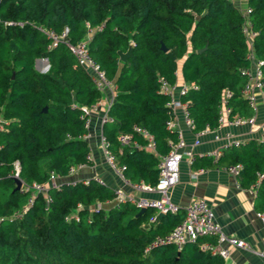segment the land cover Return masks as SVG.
<instances>
[{
  "label": "trees",
  "instance_id": "1",
  "mask_svg": "<svg viewBox=\"0 0 264 264\" xmlns=\"http://www.w3.org/2000/svg\"><path fill=\"white\" fill-rule=\"evenodd\" d=\"M239 1L250 10L247 16L235 0H0V264H225L202 248L213 244L208 237L180 249L151 246L184 213L150 222L149 209L138 214L134 203L117 199L96 178L49 185L50 171L65 177L92 163L82 108L95 106L102 94L66 44L52 46L43 30H66L72 44L86 41L114 87L111 121L103 128L114 162L129 183L154 185L159 158L144 148L147 140L134 126L153 136L159 156L177 141L168 128L174 116L169 95L159 90L160 76L174 86L180 66L187 84L180 101L196 132L218 127L223 99L228 119L251 115L242 94L251 67L243 28L256 33L253 53L264 61V0ZM129 47L132 55L121 61L118 52ZM42 58L46 72L35 67ZM261 70L264 92V63ZM120 134H130L140 147L120 143ZM199 158L216 166L240 163L238 178L258 183L256 207L264 212V140ZM33 183L46 188L34 192Z\"/></svg>",
  "mask_w": 264,
  "mask_h": 264
},
{
  "label": "crops",
  "instance_id": "2",
  "mask_svg": "<svg viewBox=\"0 0 264 264\" xmlns=\"http://www.w3.org/2000/svg\"><path fill=\"white\" fill-rule=\"evenodd\" d=\"M45 64L46 62L43 60L37 59L35 67L41 71ZM176 78L173 99L178 101L181 89L187 87L180 66L176 72ZM101 94L100 100L90 108L88 114V133L85 138L90 149L89 156L92 163L78 166L67 176L57 178L56 184L99 178L125 199L159 198L161 194L157 190L147 192L134 189L132 183L126 181L106 160L101 147V139L104 138L105 122L103 118L107 115L114 97L112 84ZM256 102L255 112L251 109V115L245 117H254V124L235 125L229 120H225L215 129H205L200 132L194 131L187 125L182 107L173 108L174 117L171 128L177 135V141L179 138L182 139L185 146L178 148L182 154L179 165V181L167 190V196L178 205L179 213L182 214L192 200L205 199L211 205L215 221L222 231L227 235L241 238L250 245L248 250L229 248L230 255L223 259L225 264H264V221L257 216L258 212H262L256 207L257 185L240 180L238 176L225 170L224 165L216 166L214 162L199 157L216 151L221 152L222 149L236 142L261 139L264 125L263 94H258ZM146 150L154 153L157 158L160 157L155 154V149ZM186 151H190L194 157L199 156L196 161L194 159L195 162L193 161L195 165L189 161ZM149 211L151 215L155 214L153 209H149ZM210 240L213 241V244L215 243L213 238Z\"/></svg>",
  "mask_w": 264,
  "mask_h": 264
},
{
  "label": "built area",
  "instance_id": "3",
  "mask_svg": "<svg viewBox=\"0 0 264 264\" xmlns=\"http://www.w3.org/2000/svg\"><path fill=\"white\" fill-rule=\"evenodd\" d=\"M238 7L240 1L235 0ZM241 11L245 16L250 12V10L246 7L243 9L240 7ZM48 38L52 41V46H55L58 42H63L66 44L67 48L69 49L70 53L74 56L77 63L83 66L90 74L91 80L95 87L102 92H105L106 89L111 85L108 81L105 71L100 67L98 62H96L89 54L87 43L80 42L76 44L70 43L67 31L64 30L60 34L55 33L53 30H43ZM243 31L246 33L247 39L249 41V54L248 57L251 60V67L246 71L247 80L243 86L242 94L243 97L247 100L249 107L255 112L256 110V100L258 94H263V83H262V70L261 66L263 65L264 61L262 59L256 58L253 53L252 47V38L255 36V32L250 29L248 25H245ZM46 64L43 66L41 72H46L48 70V63L47 59L42 58ZM159 90L162 93L169 95L170 100L168 105L173 111V108L178 106L183 108V113L185 116V120L187 125L193 129L194 123L193 120L190 118L186 104L181 102L180 100L175 101L173 99V87L169 84V82L162 76L159 77ZM187 87H183L181 89L182 95L186 91ZM226 95L229 96L230 92L226 91ZM225 100H222V107L220 110V116L218 119L219 124L223 123L225 120H229L232 124L240 125L243 123L254 124V117L245 118L242 116H235L233 119H228V113L230 110L224 106ZM82 111L84 114L88 115L90 112V108L83 107ZM83 116V114H82ZM103 121H111L107 115L104 116ZM171 122L168 123V128H171ZM88 124V119L86 121V127ZM263 129V136L261 140H264V125ZM134 131L141 134L144 138L147 139V144L144 146L145 149H154L155 142L152 135L144 128L139 126H134ZM120 143L128 144L133 147H140L137 140L132 139L130 134H120L118 136ZM235 144H238L237 142ZM184 141L182 139H178L177 143L171 144V148L168 153L161 155L159 157L158 162V180L155 185L146 184L144 182L139 183H132V186L136 190L140 191H159L161 196L159 198H144V197H137V198H127L132 203H134L139 209H153L155 214L149 217L150 222H154L157 219V215L159 213L166 214V213H177L179 211V207L177 204L172 202L169 197L167 196V190L178 183L179 181V165L180 161L182 160V154L178 151V148L184 147ZM101 147L103 154L108 161V163L112 166V168L121 175L122 167L116 166L114 160V156L110 153L108 149V142L102 138L101 139ZM189 158V161H193V155L190 151L185 152ZM209 155L213 158H217L220 155V152L216 151ZM90 157V156H89ZM81 166V165H79ZM225 170L231 173L234 176H238L242 165L240 163L226 165ZM75 168L70 170V173ZM19 167L16 164L14 177H18ZM261 177V174H258V179ZM59 176L54 172L50 171L48 183L51 186H58L56 184V180ZM97 181L103 183V181L99 178H96ZM258 183L256 182V185ZM45 185L33 183L32 189L34 192H42L45 190ZM117 199H125L119 193L115 192ZM49 200V197L46 198ZM101 204H97L95 206L98 209ZM257 216L264 221V212H258ZM201 237H208L213 238L215 243L209 244L204 243L202 248L209 249L212 254L219 255L222 259L227 258L230 255L229 248H238V249H250V245L245 242L243 239L238 238L233 235L225 234L221 227L216 223L214 218V212L212 210L211 205L205 199H195L190 202V204L185 208L184 214L181 220L172 228V230L161 237H157L151 244V246L161 245V244H172L175 246L176 249H180L183 247L184 244L187 242H194L198 238ZM234 264V263H231Z\"/></svg>",
  "mask_w": 264,
  "mask_h": 264
},
{
  "label": "water",
  "instance_id": "4",
  "mask_svg": "<svg viewBox=\"0 0 264 264\" xmlns=\"http://www.w3.org/2000/svg\"><path fill=\"white\" fill-rule=\"evenodd\" d=\"M160 48H161L162 51L167 52V54H168L169 57L174 58L173 55H172V53L167 51V48L165 47V45H164L163 43H161ZM199 51H200V50H199ZM118 55H119V58H120L121 61H125L127 58H129V57L132 55V49H131V47H129L128 50H127L126 52H124V53H122V52L119 51V52H118ZM44 110H45V109H44ZM14 181H15V183H16V187H15V189H16V190H17V189H20V187H21V185H22L21 180L18 179V178H14ZM144 211H145V208H140L138 214H141V213H143ZM163 215H164V214L159 213V214H158V217H161V216H163Z\"/></svg>",
  "mask_w": 264,
  "mask_h": 264
},
{
  "label": "rangeland",
  "instance_id": "5",
  "mask_svg": "<svg viewBox=\"0 0 264 264\" xmlns=\"http://www.w3.org/2000/svg\"><path fill=\"white\" fill-rule=\"evenodd\" d=\"M239 6L243 9V8L245 7L244 2H240V3H239ZM38 67H39V66H38Z\"/></svg>",
  "mask_w": 264,
  "mask_h": 264
},
{
  "label": "clouds",
  "instance_id": "6",
  "mask_svg": "<svg viewBox=\"0 0 264 264\" xmlns=\"http://www.w3.org/2000/svg\"><path fill=\"white\" fill-rule=\"evenodd\" d=\"M46 59V58H45ZM47 63H48V61H47Z\"/></svg>",
  "mask_w": 264,
  "mask_h": 264
}]
</instances>
